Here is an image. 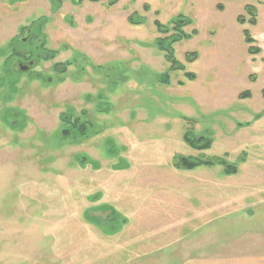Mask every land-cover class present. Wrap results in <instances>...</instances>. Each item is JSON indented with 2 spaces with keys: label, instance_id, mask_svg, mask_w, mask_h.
Returning <instances> with one entry per match:
<instances>
[{
  "label": "rangeland",
  "instance_id": "rangeland-1",
  "mask_svg": "<svg viewBox=\"0 0 264 264\" xmlns=\"http://www.w3.org/2000/svg\"><path fill=\"white\" fill-rule=\"evenodd\" d=\"M178 15L196 34L173 44L169 70L156 45ZM179 157L236 174L179 171ZM257 182L264 0H0V264H205L204 236H189L206 211L252 205Z\"/></svg>",
  "mask_w": 264,
  "mask_h": 264
},
{
  "label": "crops",
  "instance_id": "crops-1",
  "mask_svg": "<svg viewBox=\"0 0 264 264\" xmlns=\"http://www.w3.org/2000/svg\"><path fill=\"white\" fill-rule=\"evenodd\" d=\"M236 190L235 193L240 190L245 195V188L243 190V188L238 187ZM214 193L215 196L219 195L220 199L223 195H231L223 190H215L213 187L206 188L203 194L212 198ZM236 195L238 196L239 193ZM253 195L254 203L252 205L246 206L244 202L239 207L235 205L234 209L226 213L218 211L219 215L215 216L217 218L215 221L211 215L208 217L207 211L205 212L204 217H206L207 222L199 228L202 231L199 233L197 232L199 230H195L196 234L189 236L190 239L204 236L205 264H264L263 182L254 183ZM236 199L238 198L236 197ZM250 207L253 209L248 214L246 210ZM234 228L236 232L233 231ZM198 256L195 251L192 258L197 259ZM208 260H211V263Z\"/></svg>",
  "mask_w": 264,
  "mask_h": 264
},
{
  "label": "trees",
  "instance_id": "trees-1",
  "mask_svg": "<svg viewBox=\"0 0 264 264\" xmlns=\"http://www.w3.org/2000/svg\"><path fill=\"white\" fill-rule=\"evenodd\" d=\"M96 1V0H92ZM249 12H251V15L254 16V9L253 8H247ZM144 10L148 11L149 7L147 5L144 6ZM128 22L131 25H139L143 23L142 18L139 19L136 14H132L128 18ZM171 24H173V27L171 31L173 32L172 36L159 39L158 44L156 45L157 49L159 48L160 51H164L165 53V58L170 64L169 70H174L175 68L179 67L178 62L174 59V52L172 51L171 47L173 46L174 43H177L178 41L181 40H189L193 35L196 34L195 31L191 33H186L183 31V27L190 25V20L185 18L183 15H178L177 17L173 18ZM252 24H255L254 19L252 20ZM153 25L156 29L157 32L159 33H167L169 32V27L161 24L159 21L155 20L153 22ZM19 43H21V39L18 40ZM245 42L247 45H250L248 48V53L253 55L254 53H258L259 50L255 48L254 45H251L253 43L252 38L249 37L248 34H246V39ZM183 68L182 66H180ZM188 80H194L195 75L186 73L185 74ZM180 85H183V83H180ZM240 99H246L249 98V94H241L239 96ZM81 130H83V127H81ZM185 141L191 145V147H195L198 150L203 149L204 151L208 148H210V142L206 143L205 145L199 143L196 145H193V139L188 137V134L184 137ZM203 138H199L198 141H202ZM196 142V141H195ZM174 168H176L179 171H193L197 169L198 167H213V166H221L224 169V175L230 176V175H235L236 174V167L227 164V162L223 158H214L213 160H191L190 158L187 157H179V160L175 161V163L172 165Z\"/></svg>",
  "mask_w": 264,
  "mask_h": 264
},
{
  "label": "flooded vegetation",
  "instance_id": "flooded-vegetation-1",
  "mask_svg": "<svg viewBox=\"0 0 264 264\" xmlns=\"http://www.w3.org/2000/svg\"><path fill=\"white\" fill-rule=\"evenodd\" d=\"M81 2H82V0H74V3H76V4H80ZM93 2H96V1H93ZM30 34H31L30 30L26 31L25 34H24V38L21 39V43L25 44V43L30 42L32 40V37H31ZM34 49H36V47ZM14 61H12L13 62L12 66H14V68H15L16 66L19 65L20 66V70H17L19 73L20 72H27L29 70V68L33 65V62L30 61L29 55H28V58H24V61H30V62H26L24 64L23 60L22 61L21 60H14Z\"/></svg>",
  "mask_w": 264,
  "mask_h": 264
},
{
  "label": "water",
  "instance_id": "water-1",
  "mask_svg": "<svg viewBox=\"0 0 264 264\" xmlns=\"http://www.w3.org/2000/svg\"><path fill=\"white\" fill-rule=\"evenodd\" d=\"M15 69H16V70H20V66H19V65L16 66Z\"/></svg>",
  "mask_w": 264,
  "mask_h": 264
}]
</instances>
